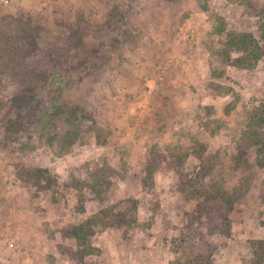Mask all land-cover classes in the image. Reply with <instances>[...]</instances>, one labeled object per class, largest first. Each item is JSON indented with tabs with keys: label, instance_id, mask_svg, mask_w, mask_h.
<instances>
[{
	"label": "rangeland",
	"instance_id": "1",
	"mask_svg": "<svg viewBox=\"0 0 264 264\" xmlns=\"http://www.w3.org/2000/svg\"><path fill=\"white\" fill-rule=\"evenodd\" d=\"M263 25L264 0H0V264H264Z\"/></svg>",
	"mask_w": 264,
	"mask_h": 264
},
{
	"label": "crops",
	"instance_id": "2",
	"mask_svg": "<svg viewBox=\"0 0 264 264\" xmlns=\"http://www.w3.org/2000/svg\"><path fill=\"white\" fill-rule=\"evenodd\" d=\"M159 34H161V33H142L140 35L139 40L141 41L142 46L145 45L143 50L141 49L139 53L135 54V57L137 58V62H138V64H140V66L148 63L149 60L152 57H154L155 53L157 54L158 52L165 50L166 47L163 46V43L160 42V40H159V36H160ZM170 34L171 33H163L164 39L169 40ZM128 65H131V64H128ZM128 65L125 66L122 70V74H123L122 75V81L126 87L131 88L136 83L134 80V79H136V76H134V74L137 73L138 69H136V67L135 68L132 67L133 65H131V66H128ZM28 221L31 222L30 217H29ZM32 223L37 224L38 221H36V219H35V221ZM23 239H24L23 244L26 246H30L31 243L33 242V240L30 239L28 237V235L26 237H23Z\"/></svg>",
	"mask_w": 264,
	"mask_h": 264
},
{
	"label": "trees",
	"instance_id": "3",
	"mask_svg": "<svg viewBox=\"0 0 264 264\" xmlns=\"http://www.w3.org/2000/svg\"><path fill=\"white\" fill-rule=\"evenodd\" d=\"M264 27V25H263ZM263 35H264V29H263ZM248 40H251V42L256 45V47H258V43L256 42L255 38L251 37V34H247V33H243L241 35L240 38H238V41L241 42V45L243 47V49L247 52H251L253 54V56H256V54L258 53L256 49H253V46L251 44L248 43ZM256 121L258 123H262L264 122V108H261L257 113H256ZM81 226L78 227H73V230L71 231V235H73L78 241H81L83 237V235L81 234Z\"/></svg>",
	"mask_w": 264,
	"mask_h": 264
}]
</instances>
